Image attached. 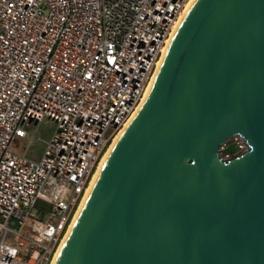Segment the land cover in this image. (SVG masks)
<instances>
[{"label":"water","instance_id":"1","mask_svg":"<svg viewBox=\"0 0 264 264\" xmlns=\"http://www.w3.org/2000/svg\"><path fill=\"white\" fill-rule=\"evenodd\" d=\"M53 264H264V0H193Z\"/></svg>","mask_w":264,"mask_h":264},{"label":"built area","instance_id":"2","mask_svg":"<svg viewBox=\"0 0 264 264\" xmlns=\"http://www.w3.org/2000/svg\"><path fill=\"white\" fill-rule=\"evenodd\" d=\"M189 1L0 0V264L51 263Z\"/></svg>","mask_w":264,"mask_h":264},{"label":"rangeland","instance_id":"3","mask_svg":"<svg viewBox=\"0 0 264 264\" xmlns=\"http://www.w3.org/2000/svg\"><path fill=\"white\" fill-rule=\"evenodd\" d=\"M32 126L38 128V132L40 135H42L43 138H48L49 133L54 129V123L50 121L49 119L45 118L42 120L38 125L36 123L32 122ZM38 136V133L34 130L30 132L29 138L34 141ZM26 144V140L23 139H14L12 142V146L17 150V151H22L24 145ZM236 144V146L234 145ZM240 142L237 140L235 137L229 138L223 145L222 149H220V155L222 157H227L230 158L233 155L237 154L240 152ZM226 148L227 152L224 150ZM42 149L41 143L33 142L30 144L29 147V157H34L37 155V153H40Z\"/></svg>","mask_w":264,"mask_h":264},{"label":"bare ground","instance_id":"4","mask_svg":"<svg viewBox=\"0 0 264 264\" xmlns=\"http://www.w3.org/2000/svg\"><path fill=\"white\" fill-rule=\"evenodd\" d=\"M192 2H193V0H190V1H189V3L187 4V6H186V8H185V11H184V13L182 14L180 20L182 19V17H183L184 14L186 13V11L188 10V8H189L190 5L192 4ZM176 27H177V26H176ZM175 29H176V28H175ZM175 29H174V31H175ZM172 33H173V32H172ZM171 36H172V34H171ZM170 38H171V37H170ZM170 38H169V40H170ZM169 40H168V41H169ZM168 41H167V43H168ZM166 45H167V44H166ZM165 47H166V46H165ZM165 47H164V49H163V52H164V50H165ZM163 52H162V55H163ZM162 55H161V57H162ZM161 57H160V60H161ZM160 60H159L158 63H157L156 70H157V67H158V65H159ZM155 72H156V71H155ZM154 75H155V73H154ZM153 77H154V76H153ZM152 80H153V78H152ZM152 80L150 81V84H151ZM150 84H149V85H150ZM149 85H148V87H149ZM147 91H148V88H147V90H146L145 96H146V94H147ZM144 98H145V97H144ZM144 98H143V100H144ZM125 126H126V125H125ZM125 126H124V127H125ZM123 129H124V128H122V130H123ZM122 130H120V132L115 136V138H114V139L112 140V142L110 143L108 149L106 150V152H105L104 155L102 156V158H101L100 162L98 163L97 168H96V170H95V172H94V174H93V177H92V179H91V182H92V180H93V178H94V176H95V173H96V171H97V169H98L100 163L102 162V160L104 159V157L106 156L107 152L109 151V149L111 148V146L113 145V143L115 142V140L117 139V137L119 136V134L121 133ZM91 182H90V184H91ZM89 187H90V185H89ZM89 187H88V189H89ZM87 191H88V190H87ZM86 193H87V192H86ZM85 196H86V194H85ZM85 196H84V198H85ZM84 198H83V200H84ZM83 200H82V202L79 204V206H78V208H77V210H76V212H75V214H74V216H73V218H72V221L70 222L69 227H68V229H67V231H66V233H65V236H64V238L61 240V242H60V244H59V246H58V249H57L56 253L54 254L53 259H52V261H51L50 264H53L54 259H55V257H56V255H57V253H58V251H59V249H60V247H61V245H62V243H63V241H64V239H65V237H66V235H67V233L69 232V230H70V228H71V226H72V224H73V222H74V220H75V218H76V216H77V214H78V212H79V210H80V207H81V205H82V203H83Z\"/></svg>","mask_w":264,"mask_h":264},{"label":"trees","instance_id":"5","mask_svg":"<svg viewBox=\"0 0 264 264\" xmlns=\"http://www.w3.org/2000/svg\"><path fill=\"white\" fill-rule=\"evenodd\" d=\"M224 150L227 152L226 148Z\"/></svg>","mask_w":264,"mask_h":264}]
</instances>
